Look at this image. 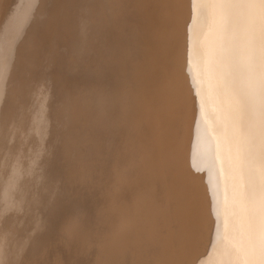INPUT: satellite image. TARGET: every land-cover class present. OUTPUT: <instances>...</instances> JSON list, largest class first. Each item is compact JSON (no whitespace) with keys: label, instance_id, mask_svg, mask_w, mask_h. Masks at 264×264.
Here are the masks:
<instances>
[{"label":"bare ground","instance_id":"1","mask_svg":"<svg viewBox=\"0 0 264 264\" xmlns=\"http://www.w3.org/2000/svg\"><path fill=\"white\" fill-rule=\"evenodd\" d=\"M47 200L70 211L55 236ZM200 248L185 264L264 260V5L0 0V264Z\"/></svg>","mask_w":264,"mask_h":264},{"label":"rangeland","instance_id":"2","mask_svg":"<svg viewBox=\"0 0 264 264\" xmlns=\"http://www.w3.org/2000/svg\"><path fill=\"white\" fill-rule=\"evenodd\" d=\"M56 8H57V10H56ZM56 8H53V9H55V12H52V14L55 16H62L61 14H60V12L58 11L60 8L59 7H56ZM51 11H53V10H51ZM60 11H61V9H60ZM58 14H57V13ZM56 13V14H55ZM57 20H60L59 18H55V21H57ZM59 168V167H58ZM61 169H63V167H60ZM60 169V170H61ZM59 170V171H60ZM62 171H64V169L62 170ZM108 174H106L104 177H101L100 178V180L103 178V179H105L106 178V176H107ZM66 176L68 177L69 175L67 174V175H65L64 174V177H63V175L62 176H60V178H58L57 180H56V178H52V176H51V178L48 180V182L50 181V182H52L53 181V179H55L56 180V182H55V180L53 181L54 183H59V181H61L60 183H59V185L63 182V180H65L66 179ZM109 176L111 177V176H113L112 174L111 175H108V177L107 178H109ZM49 177V176H48ZM106 178V179H107ZM39 179H41L42 180V176L41 177H38V182H42V181H39ZM102 179V180H103ZM36 180V181H37ZM59 180V181H58ZM44 181V180H43ZM52 182V183H53ZM47 183V182H46ZM201 184L202 185H200V189H201V195H202V200H203V209L205 210V211H207V212H205V215H206V218H208L209 216V211H208V200H206V198H207V193H206V188H205V186H204V183H203V180H201ZM35 185H39V183L38 184H35ZM42 185H43V183H42ZM205 190V191H204ZM204 193V194H203ZM205 199V200H204ZM45 202H48L47 204H45L44 203V206L45 205H47V206H45V208H41L42 210H39V212L36 214V216L37 217H35V219L37 220V223H36V225H35V227H37V225H38V229H40V230H43L42 231V233H47V229L49 230V228H51V224H52V228L54 229V232L53 231H50L49 230V234H51V235H57L59 232H60V226L64 223V218H65V220H66V216L68 215H70V211L68 210V208L66 209V208H64V206L63 205H58V203H55V201L53 202L52 200H47V201H45ZM51 204H54V208H52L50 205ZM43 205V204H42ZM205 205H207V207L205 206ZM43 206V207H44ZM53 206V205H52ZM42 207V206H41ZM56 208H58V209H56ZM61 210H60V209ZM63 208H64V210H63ZM47 210H49V214H48V211ZM53 210H55V211H53ZM62 210L64 211V212H62ZM66 210V211H65ZM46 212H47V214H46ZM51 212H52V214H51ZM59 212H62L60 215H57ZM8 214H6V216L5 217H8V219H7V221H6V225L9 227V228H11L12 230H15V231H17L18 233L20 232L21 233V231H22V233H26L27 231L29 232V231H31V227L29 226V225H27V223H25L26 221H24V222H22V221H20L21 220V213H18L19 214V219H10V217L9 216H11L12 214H13V210H10V211H8L7 212ZM43 213V214H42ZM54 213V214H53ZM56 213V214H55ZM40 214H42L43 216H41ZM9 215V216H8ZM41 217H40V216ZM48 215H50V216H52V215H54V216H52V217H49ZM65 215V216H64ZM43 217H44V219L47 217V219H45V221L46 222H44V219H43ZM57 217H59V218H57ZM61 217H64V218H61ZM48 218H49V220H48ZM51 218V219H50ZM62 220H61V219ZM43 219V220H42ZM210 219V217L207 219V220H209ZM40 220V221H39ZM12 221V222H11ZM18 223H17V222ZM56 221H57V224H56ZM59 221H61V223L59 222ZM19 222H21L20 224H19ZM41 222H44L43 224L41 223ZM55 222V223H54ZM209 221H207V223H208ZM9 223V224H8ZM24 224V225H23ZM50 224V225H49ZM55 224V225H54ZM11 225V226H10ZM27 225V226H26ZM54 225V226H53ZM25 226V227H24ZM56 226V227H55ZM41 227V228H40ZM45 227H47L46 229H45ZM57 228L56 230H55V228ZM19 228V229H18ZM31 228V229H30ZM33 228H34V226H33ZM59 228V229H58ZM25 229V230H24ZM26 229H27V231H26ZM45 229V230H44ZM53 229H51V230H53ZM46 231V232H45ZM53 234H52V233ZM209 232H210V230L208 231V233H207V235L209 236L210 234H209ZM206 235V236H207ZM204 238V237H203ZM207 240V239H206ZM205 240V241H206ZM198 250H200V251H198ZM193 251V249L192 250H190L189 251V253L187 254L188 256H189V254H191L189 257L187 256V255H185V256H187L186 258H187V260H186V262H185V260H184V264L185 263H188V262H190V263H193L195 260H196V258L195 257H197V255L198 254H200L199 252H202L203 251V248H202V251H201V248L200 249H195V251H193L194 252V254L193 253H191ZM197 252V253H196ZM192 256V257H191ZM199 256V255H198ZM185 258V257H184ZM190 258V259H189ZM189 259V260H188ZM189 263V264H190Z\"/></svg>","mask_w":264,"mask_h":264},{"label":"snow or ice","instance_id":"3","mask_svg":"<svg viewBox=\"0 0 264 264\" xmlns=\"http://www.w3.org/2000/svg\"><path fill=\"white\" fill-rule=\"evenodd\" d=\"M259 3H260L261 5H264V0H259ZM260 264H264V260H262V261L260 262Z\"/></svg>","mask_w":264,"mask_h":264}]
</instances>
